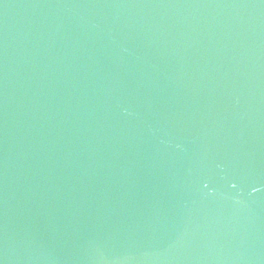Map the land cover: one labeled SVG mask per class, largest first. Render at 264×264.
<instances>
[{
  "label": "water",
  "instance_id": "95a60500",
  "mask_svg": "<svg viewBox=\"0 0 264 264\" xmlns=\"http://www.w3.org/2000/svg\"><path fill=\"white\" fill-rule=\"evenodd\" d=\"M0 264H264V0H0Z\"/></svg>",
  "mask_w": 264,
  "mask_h": 264
}]
</instances>
